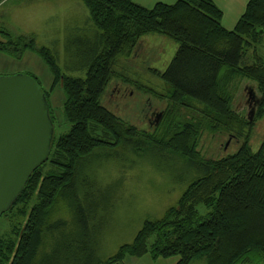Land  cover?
I'll use <instances>...</instances> for the list:
<instances>
[{
    "label": "trees",
    "instance_id": "obj_1",
    "mask_svg": "<svg viewBox=\"0 0 264 264\" xmlns=\"http://www.w3.org/2000/svg\"><path fill=\"white\" fill-rule=\"evenodd\" d=\"M81 1L88 10L86 24L68 28L66 71L54 50L38 46L33 34L0 28V52L21 58L33 49L49 65L50 91L61 86L62 112L70 124L67 132L53 135L49 157L0 216L11 226L0 232V264H124L127 256L145 254L154 259L178 255L176 264L200 257L206 264H264V139L254 150L255 117L245 120L232 110L237 80L248 79L259 93L256 118L264 114V0H249L232 29L223 26L222 10L213 0L159 1L152 7L134 0ZM148 35L169 38L177 48L164 69L148 67L147 74L162 81L168 105L155 128L142 131L118 117L102 97L119 77V62L131 60ZM44 92L54 124L51 92ZM203 132L235 133L241 145L233 153L204 159L197 151ZM129 146L137 155L149 148L163 158H180L193 179L177 204L160 218L144 221L134 239L114 254L99 257L96 245L84 240L89 221L77 191L83 184L81 168L107 155V148H117L120 156ZM66 201L79 219L77 230L53 246L51 232L68 226L55 220L63 212L67 216ZM199 205L208 211L201 215Z\"/></svg>",
    "mask_w": 264,
    "mask_h": 264
},
{
    "label": "rangeland",
    "instance_id": "obj_2",
    "mask_svg": "<svg viewBox=\"0 0 264 264\" xmlns=\"http://www.w3.org/2000/svg\"><path fill=\"white\" fill-rule=\"evenodd\" d=\"M55 1L5 0L0 6V28L15 35L33 34L38 46L54 50L58 55L59 65L66 71L64 61L65 44L68 40L66 37L70 30L68 28L85 25L88 10L81 0L80 3L70 0L67 6ZM22 7L26 8V12ZM155 36L157 35L142 37L146 43H139V56L136 57V52L131 60L119 62L116 69L128 80L121 79L119 74L102 97V102L118 117L142 131L153 130L158 123L156 115L168 105L165 89L160 83L162 81L150 73L147 74L148 67L162 69L161 65L170 61L177 48V43L173 40ZM2 38L0 34V39ZM155 39L163 42L156 43ZM260 51L264 52V42L260 44ZM17 73L35 76L42 88L51 92L54 135L58 137V134L67 132L70 124L62 112V88L57 85L50 91L53 73L40 54L33 49H27L21 58H15L0 52V75ZM69 73L74 76L84 74L83 71ZM236 83L233 88L232 110L245 120L255 117L250 144L256 150L264 139V114L256 118L257 108L255 116H250L254 102L249 92L253 91L257 96L259 93L251 80L240 79ZM146 85L156 93H152ZM240 145L241 140L235 133L203 132L198 139L197 151L204 159H215L235 152ZM105 152L107 155L82 166L80 178L83 184L77 189L83 196L81 206L89 221V232L84 240L89 242L90 247L94 243L96 246L92 247H97L99 257L103 258L114 254L122 244L131 242L144 221L160 218L168 207L177 204L182 192L193 179L183 160L171 155L163 158L149 148H144L140 155L131 146L124 149L120 156L115 154L117 148L115 152L108 148ZM65 204V211H70L67 201ZM199 209L201 215L208 211L202 205H199ZM67 212V216L63 212L55 218L66 220L68 226H61L51 232L54 237L53 246L61 241L63 235L74 234L77 230L75 223L79 219L71 211L69 214ZM9 225V219L6 224V220L1 218L0 232H7ZM178 259V255L154 259L145 254L139 257L127 256L124 264H176ZM191 264H206V258L200 257Z\"/></svg>",
    "mask_w": 264,
    "mask_h": 264
},
{
    "label": "water",
    "instance_id": "obj_3",
    "mask_svg": "<svg viewBox=\"0 0 264 264\" xmlns=\"http://www.w3.org/2000/svg\"><path fill=\"white\" fill-rule=\"evenodd\" d=\"M249 93L253 116L258 99ZM53 135L40 83L28 73L0 75V216L22 193L32 171L49 157Z\"/></svg>",
    "mask_w": 264,
    "mask_h": 264
},
{
    "label": "crops",
    "instance_id": "obj_4",
    "mask_svg": "<svg viewBox=\"0 0 264 264\" xmlns=\"http://www.w3.org/2000/svg\"><path fill=\"white\" fill-rule=\"evenodd\" d=\"M5 0L0 2V6L3 4ZM70 0H56L55 2H59L60 4L67 6V3ZM73 1V0H71ZM77 3H80L79 0H74ZM140 5L146 6V7H152L155 3L161 1L165 3H174L177 0H134ZM214 3L222 10L223 17H222V24L227 29L234 28L236 22L238 21L239 17L242 15V13L245 10V7L249 0H213ZM24 12H26V8H21ZM154 41V40H153ZM156 43H162L163 41H159L158 39H155ZM264 42V40H263ZM260 53H263L260 51ZM173 54V51L171 50V55ZM173 57V56H172ZM161 59V58H160ZM172 59V58H171ZM170 59V60H171ZM165 65H161L162 69H164L167 64L170 61H165Z\"/></svg>",
    "mask_w": 264,
    "mask_h": 264
}]
</instances>
